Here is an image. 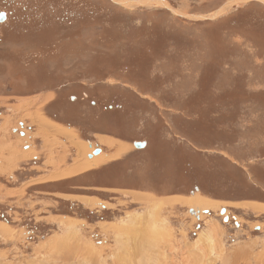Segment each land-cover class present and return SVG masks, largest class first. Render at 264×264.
<instances>
[{
	"label": "rangeland",
	"instance_id": "374dc122",
	"mask_svg": "<svg viewBox=\"0 0 264 264\" xmlns=\"http://www.w3.org/2000/svg\"><path fill=\"white\" fill-rule=\"evenodd\" d=\"M9 2L0 264H264V0Z\"/></svg>",
	"mask_w": 264,
	"mask_h": 264
},
{
	"label": "water",
	"instance_id": "95a60500",
	"mask_svg": "<svg viewBox=\"0 0 264 264\" xmlns=\"http://www.w3.org/2000/svg\"><path fill=\"white\" fill-rule=\"evenodd\" d=\"M3 18H4V16L1 15L0 20H3ZM133 145L137 149H142L144 147V143L143 142H135ZM99 153H100V149L97 148L96 150L93 151L92 155H98ZM225 211H226L225 209H222L220 211V213L223 215L225 213Z\"/></svg>",
	"mask_w": 264,
	"mask_h": 264
},
{
	"label": "bare ground",
	"instance_id": "6f19581e",
	"mask_svg": "<svg viewBox=\"0 0 264 264\" xmlns=\"http://www.w3.org/2000/svg\"><path fill=\"white\" fill-rule=\"evenodd\" d=\"M121 5H124L125 3H129L130 4V2L128 1V2H126V1H124V2H119ZM133 3V2H132ZM157 4H159V5H164L162 2H156ZM134 4V3H133ZM144 5H145V3H143ZM126 5H128V4H126ZM136 5V4H135ZM133 6V5H132ZM224 10V9H223ZM174 12V11H173ZM220 14V13H219ZM76 169H74V171H75ZM151 231V230H150ZM158 233H161V232H156V234L155 235H158L159 236V234ZM155 245V244H154ZM156 246V245H155ZM153 248V247H152ZM150 260V259H149Z\"/></svg>",
	"mask_w": 264,
	"mask_h": 264
},
{
	"label": "flooded vegetation",
	"instance_id": "af4514ba",
	"mask_svg": "<svg viewBox=\"0 0 264 264\" xmlns=\"http://www.w3.org/2000/svg\"><path fill=\"white\" fill-rule=\"evenodd\" d=\"M6 1V6H8L9 7V5L11 4V2H9V0H5ZM5 6V7H6ZM5 7H4V9H5ZM3 12V11H2ZM2 12H0V16L1 15H3L4 16V14H6V10H5V12H4V14H2ZM4 18H6V15H5V17ZM3 18V19H4ZM11 17L9 16V19H10ZM2 22V21H1ZM21 135H25L23 132L22 133H20Z\"/></svg>",
	"mask_w": 264,
	"mask_h": 264
},
{
	"label": "crops",
	"instance_id": "0c3cea01",
	"mask_svg": "<svg viewBox=\"0 0 264 264\" xmlns=\"http://www.w3.org/2000/svg\"><path fill=\"white\" fill-rule=\"evenodd\" d=\"M142 142V141H141ZM135 143V141H133V143L132 144H134ZM133 147H134V145H133ZM135 148V147H134ZM137 149V148H136ZM77 165V164H76ZM75 166V165H74ZM137 191V190H136ZM143 193L145 192V191H142ZM196 192H198V190H196ZM194 194V192L192 193L191 192V196Z\"/></svg>",
	"mask_w": 264,
	"mask_h": 264
}]
</instances>
